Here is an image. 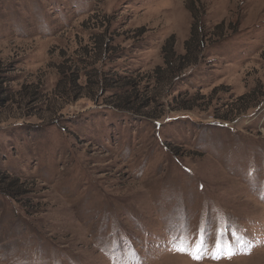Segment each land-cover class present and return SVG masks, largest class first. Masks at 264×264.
Segmentation results:
<instances>
[{
  "label": "rangeland",
  "instance_id": "obj_1",
  "mask_svg": "<svg viewBox=\"0 0 264 264\" xmlns=\"http://www.w3.org/2000/svg\"><path fill=\"white\" fill-rule=\"evenodd\" d=\"M190 5L210 45L160 85ZM10 182L27 195L0 192V264H264V0H0Z\"/></svg>",
  "mask_w": 264,
  "mask_h": 264
},
{
  "label": "trees",
  "instance_id": "obj_2",
  "mask_svg": "<svg viewBox=\"0 0 264 264\" xmlns=\"http://www.w3.org/2000/svg\"><path fill=\"white\" fill-rule=\"evenodd\" d=\"M190 14L192 18V23L189 31L188 38L183 42V53H178L174 48V42L172 41V36H169L161 48L162 56V65L156 66L153 70V75L158 84L170 83L174 79H179L183 77L184 72L193 68L198 67L201 63V58L203 57L204 48L208 47L207 45V32L205 31L204 22L201 18H198V14L194 10L199 9L189 6ZM223 34L215 33L213 37L220 39ZM221 44V40L211 42V45ZM164 85V84H163ZM253 92V91H252ZM247 94L241 95L238 97L240 101L245 99ZM137 99H128L126 97H119L118 103L115 105L117 108L127 109L129 105H132L136 102ZM258 100L252 98L251 102H257ZM191 108V107H189ZM248 107L241 108L238 104H234L229 109V116L221 117L223 120L233 121L237 117V114L245 112ZM0 192L3 195L13 197V198H22L27 195V190H21L20 188L15 187L11 182L7 185H0ZM31 192V191H30Z\"/></svg>",
  "mask_w": 264,
  "mask_h": 264
},
{
  "label": "snow or ice",
  "instance_id": "obj_3",
  "mask_svg": "<svg viewBox=\"0 0 264 264\" xmlns=\"http://www.w3.org/2000/svg\"><path fill=\"white\" fill-rule=\"evenodd\" d=\"M201 243H203V242H201ZM223 247H224L223 256L214 255V256H212L213 259H221V258L231 259L232 256H234L236 254V252L232 249L231 244L224 245ZM172 250L192 255V253L189 251V241H188L187 237H185L183 239L174 238ZM198 252H199V249H197V254L193 255L194 259H197V260L201 259Z\"/></svg>",
  "mask_w": 264,
  "mask_h": 264
}]
</instances>
